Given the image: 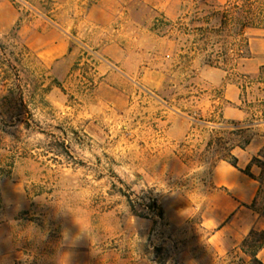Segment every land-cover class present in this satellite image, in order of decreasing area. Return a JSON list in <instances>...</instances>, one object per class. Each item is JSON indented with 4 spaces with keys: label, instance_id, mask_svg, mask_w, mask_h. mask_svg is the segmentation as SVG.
I'll list each match as a JSON object with an SVG mask.
<instances>
[{
    "label": "rangeland",
    "instance_id": "374dc122",
    "mask_svg": "<svg viewBox=\"0 0 264 264\" xmlns=\"http://www.w3.org/2000/svg\"><path fill=\"white\" fill-rule=\"evenodd\" d=\"M8 1L23 18L66 28L91 3ZM115 1L117 22L93 34L92 50L72 47L57 73L30 50L21 79L40 81L43 70L47 87L53 78L62 87L44 103H21L0 84V264H248L240 252L220 256L202 225L223 154L216 129L229 105L226 86L259 75L246 68L248 58L228 72L205 63L207 41L196 29L229 0ZM98 32L129 56L115 63L110 85L101 86L97 70L112 60L95 55ZM5 36L26 45L19 34ZM245 99L249 105L264 93L255 84ZM257 111L246 106L245 121ZM254 129L264 135V126ZM151 196L163 220L133 214L129 198L148 205Z\"/></svg>",
    "mask_w": 264,
    "mask_h": 264
},
{
    "label": "crops",
    "instance_id": "0c3cea01",
    "mask_svg": "<svg viewBox=\"0 0 264 264\" xmlns=\"http://www.w3.org/2000/svg\"><path fill=\"white\" fill-rule=\"evenodd\" d=\"M83 1V0H82ZM221 2L222 0H217ZM109 3L115 6H108ZM83 4H85L83 2ZM115 0H98L88 8L81 19L69 20V27L57 26L51 22L39 21L36 18H23L20 11L8 0H0V35L10 33L17 25L18 34L26 46L35 53L41 65L57 73L66 67L71 56V48L75 52L92 50L91 42L96 31H104L121 16L120 7ZM72 30V31H71ZM76 33V35H75ZM99 33V32H98ZM94 36V37H93ZM104 34L97 36L100 49L95 55H106L111 62H100L97 70L102 78V85H110L112 80H118V69L115 63H125L127 52L121 44L111 42L103 44ZM250 57L246 68H257L260 72L264 66V30L251 29L248 31ZM90 53V52H89ZM88 53V55H90ZM246 60V59H245ZM217 70V69H215ZM221 76L219 73H213ZM223 76V75H222ZM220 77L223 81L226 77ZM225 99L229 102L223 111L222 119L227 122H245L247 115L240 108L241 90L238 85L228 83L225 89ZM121 104H126L124 95ZM261 126H264L261 125ZM177 129H171L175 132ZM187 137V136H186ZM264 147V135H256L251 144L245 149L236 148L233 154L238 160V167L246 169L252 158ZM239 169L220 161L213 169L211 181L215 193L208 198V204L203 214L202 225L211 232L209 244L220 256H226L233 251L240 252L239 247L252 231L264 232V217L254 212L250 206L253 204L258 191V183L245 175ZM254 174L259 170L253 168ZM243 258L245 257L242 253ZM259 260L264 264V248L258 254ZM248 259V258H247Z\"/></svg>",
    "mask_w": 264,
    "mask_h": 264
},
{
    "label": "trees",
    "instance_id": "16d2710c",
    "mask_svg": "<svg viewBox=\"0 0 264 264\" xmlns=\"http://www.w3.org/2000/svg\"><path fill=\"white\" fill-rule=\"evenodd\" d=\"M98 0H91L88 8L94 5ZM204 1L205 0H201ZM195 18L200 12H195ZM187 17V15H184ZM183 18L181 17L180 20ZM251 29L264 30V0H229L218 8L206 13L202 19V26L198 27L201 37L206 40V47L203 50L207 53L205 57L206 65L225 72L236 70L239 63L250 57L249 38L247 33ZM19 26L15 27L10 33L6 34V38L15 41L18 39ZM3 36L0 35V84L8 91L9 97H19V102H24L26 98H30V103L38 97L40 103L45 102L46 95L53 87L62 88L56 79L51 80V84L47 87L45 84V73L41 71L40 81L22 80V75H26L29 70L30 62L26 60L32 55V52L26 45L19 43H7L2 41ZM216 38V41H213ZM10 42V43H9ZM27 58V59H26ZM32 64V63H31ZM38 72L37 69L34 70ZM14 77V78H13ZM14 79L16 81H14ZM237 85L241 90L240 108L245 111L257 108L258 113L250 115V119L245 122H224L222 121L218 129L221 135L220 145L223 154L221 161H224L236 169L238 160L233 154V150L240 148L245 150L255 138L254 127L264 124V99L257 100L255 103L250 102L247 105L246 96L249 90L256 84L258 90L264 93V66L261 67L258 77L248 75H238ZM28 127V123H24ZM228 135L231 138L225 139ZM253 168L259 170L256 175ZM245 175L258 183V191L253 204L250 208L264 217V147L254 156L246 169L241 170ZM5 175L0 172V181ZM129 198V197H128ZM149 204L135 203L129 198L132 212L135 216L141 218L149 217V213H153L154 217L160 220L164 219V211L158 200L151 196ZM1 204V201H0ZM264 248V232L252 231L249 236L240 245L239 250L248 258V264H263L259 258V252ZM237 251H233L236 253ZM232 253V254H233ZM244 263V262H243Z\"/></svg>",
    "mask_w": 264,
    "mask_h": 264
}]
</instances>
